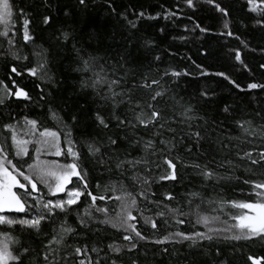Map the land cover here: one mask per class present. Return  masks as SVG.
Wrapping results in <instances>:
<instances>
[{
	"label": "snow or ice",
	"instance_id": "1",
	"mask_svg": "<svg viewBox=\"0 0 264 264\" xmlns=\"http://www.w3.org/2000/svg\"><path fill=\"white\" fill-rule=\"evenodd\" d=\"M95 2L55 0L54 5L53 0H41L45 9L41 13V32L47 31L53 22V6L68 23V27L57 29L54 40L48 42L38 41L32 30L37 26L30 9L15 4V0H0V25H4L0 36L8 37L14 19L22 20L23 45L17 46L14 39L17 33L12 32L13 38L7 40V54L14 61L28 62L23 68H10L11 89L0 81V109H11L13 99L27 102L25 107L28 104L49 105V118L62 121L64 118L51 106L49 97L57 98V92L64 89V82L57 80L56 74H64L65 60L70 62L69 70L75 73L71 78L79 84V91L75 85L71 91L84 98L75 102L64 100L67 117L72 123H65L62 133L42 126L34 118L25 116L21 121L11 112L8 121L0 126V135L7 134L0 142V234H3L0 264H69L70 261L71 264H165L163 258L171 264H233V259L226 254L228 248L235 254V245L240 242L264 243V182L244 179L245 184L257 190L260 199L227 202L232 209L241 210L239 214L225 212V202L220 198L213 199L209 189L216 193L217 188L231 183L234 177L239 181L241 168L264 166V151H260L258 157L252 151L233 153V134L222 132L220 125L231 118L242 135L257 136L259 133L264 139V100L253 101L256 105L252 108L254 118L237 119L232 106L226 105L222 110L223 120L209 119L200 112L198 105L170 95L175 91L170 84L176 81H170L169 77L179 78L189 73L161 70V56L152 54L154 42L145 40L141 46L137 37L139 21L158 19V16H146L141 11L134 12L133 19L117 13L111 0H105L107 9H111L109 15L118 17L109 30L108 25L100 27L93 19ZM206 2L223 17L230 16L216 0ZM185 3L190 9L196 7L195 0H185ZM246 6L249 13L258 17L255 24L264 28V0H247ZM174 15L167 12L164 18ZM195 28L201 33L210 31L200 24ZM223 28L229 29L227 20L223 22ZM227 35L233 33L229 30ZM26 45L32 46L31 56L21 55L22 50L26 51ZM235 60L243 64L240 51H236ZM25 74L40 81L34 85L38 89L35 100L33 93L14 79L23 78ZM200 74L208 75L203 69ZM213 75L222 76L240 91L264 90V83L252 82L243 89L225 73ZM45 85L50 86L48 91H45ZM52 87L57 92L51 91ZM89 96L92 97L91 104H88ZM199 97L204 101L210 99L206 90L200 91ZM81 125L84 131L80 139H76L73 129ZM29 145H35L31 163L25 159L31 158ZM45 154L65 156L67 160L65 163L43 161L41 156ZM184 156L189 159L185 161ZM193 156L195 159H191ZM164 165L166 168L161 171ZM181 166L192 170L191 175L196 177L195 184L199 187L186 188L182 197L168 192L164 193L163 200L154 199L157 193L153 184L179 183ZM93 171H99L101 176L106 174L110 181L103 184L98 181L97 192L103 189L104 192L119 191L122 194L112 197L94 194L88 180ZM37 180L47 188V194L38 189ZM70 184L74 186L69 188ZM108 199L121 202L114 216L109 214L107 207L97 203ZM141 200L156 205L154 216L165 223L170 214L173 217L190 215L191 206L201 209L205 202L212 205V211L224 212L235 223L222 228L208 227L213 222H225L220 221L219 216L209 217L196 211V224L205 227V231H172L162 239L150 240L136 223H132L138 220L134 215L138 212L145 225H150L154 231L159 228L157 219L144 215V208L139 205ZM165 201L176 203L166 204ZM185 203L190 207L189 213L183 210ZM174 222L184 224L186 221L175 219ZM5 228L34 236L42 247L23 243L5 232ZM48 228L51 229L50 236ZM109 228L122 233L121 238L126 243L113 241L101 246V233ZM90 235L98 238L91 247L88 246ZM81 237L85 239L83 246H79ZM12 243L16 244L15 248ZM143 244L165 247L153 248L152 261H148L149 251ZM169 244L173 245L172 249L167 247ZM89 253L94 254L95 259ZM157 254L161 259H156ZM73 256L82 258L73 260ZM247 259L251 264H261V260L252 255Z\"/></svg>",
	"mask_w": 264,
	"mask_h": 264
},
{
	"label": "trees",
	"instance_id": "2",
	"mask_svg": "<svg viewBox=\"0 0 264 264\" xmlns=\"http://www.w3.org/2000/svg\"><path fill=\"white\" fill-rule=\"evenodd\" d=\"M115 10L120 14H127L130 18L135 19L133 13H139L143 11L146 16H158V19H141L139 21V30L137 37L141 42L150 40L154 42L153 55L161 56L160 69H169L179 71L181 73L187 72L189 75H182L179 78L169 77V80H175V83L170 84V87L174 89V93L170 95H176L183 97L185 101H191L193 104L198 105L201 113L205 114L209 119L213 117L217 121L223 120V108L226 105H231L237 119H251L254 118L252 108L256 105L253 103L257 98L264 100V90H253L252 92L240 91L238 88L233 87L227 80H224L222 76L213 75L214 73H225L232 80L236 81L241 88L247 89V85L252 82L264 83V68L261 65L264 64V28L255 24V20L258 18L253 13L247 11V0H216L222 7L226 8L230 16L223 17V15L215 10V7L207 3L206 0H195V9L187 7L185 0H111ZM15 4L21 5L26 9H30L34 24L37 26L32 30L36 32L38 41L54 40V33L57 29L62 27H68L66 18L62 14L58 13L55 6L52 7L51 11L53 14V22L47 31L41 32L39 26L42 24L41 13L45 12L42 7L41 0H15ZM55 5V0H53ZM95 11L92 13L93 19L100 26H109L116 24L117 18L109 15L111 9H107L105 0H96L94 5ZM18 11V10H17ZM167 12L175 13L174 16L165 19L164 16ZM227 20L229 22V29L223 28V22ZM196 24L210 29L209 32L201 33L198 28H195ZM13 27L9 32L8 37L0 36V81H3L5 85L12 88V80L8 79L10 68L17 66L23 68L28 62H18L11 59L7 54L9 45L7 40L12 37V32H16L17 35L14 37L17 46L23 45V32H22V20L14 19ZM164 31L161 32L160 29ZM187 29V31H185ZM195 29V30H194ZM231 31L232 36H228L227 32ZM2 32V30H0ZM220 32H224L225 35H219ZM238 37V38H237ZM242 41L244 43H242ZM247 45V47L245 46ZM25 50L21 51V55L31 56L32 46H24ZM236 51L241 52V58L243 64L238 63L235 60ZM66 55V54H65ZM35 62L33 58V63ZM200 65L201 67H197ZM245 65L247 67H245ZM70 62L65 60L63 62V72H57L56 79L64 82V89L57 92L55 87L51 88V91L57 92V98L53 99L51 96V106L54 107L59 115L64 119L62 121H54L49 118L48 107L49 105H37L28 104L27 102H17L14 99L10 101L12 104L11 109H0V126L8 121V113L19 118L21 121L25 116L28 118H34L40 122L44 127H48L52 131H64L65 123L71 125V119L67 117V108L64 107V100H71L73 102L77 100H83L81 96H77L72 93L71 89L75 85L79 91L78 81H74L71 77L75 75L70 70ZM201 69L207 72L208 75H201ZM153 73L156 69L153 68ZM14 79L26 88L29 92L33 93V99H37L36 93L38 89L35 88V84L40 83L38 80H33L31 77L25 76L14 77ZM49 85H45V91H48ZM14 90V89H13ZM206 90L209 94L210 99L204 101L199 97V92ZM141 92L144 90L141 89ZM259 93V96H257ZM88 104H91L92 97L87 98ZM19 103V107L17 104ZM93 108L96 105H92ZM62 109V110H61ZM15 123V121H12ZM222 132L232 133V152L235 153L237 150L252 151L254 155L258 157L260 151H264V139H261L259 133L257 136L242 135L240 130L236 128L235 122L229 118L223 121L220 125ZM40 130H43L42 128ZM91 130V129H89ZM84 131L83 126L74 128L73 135L76 139H80L81 132ZM3 134L0 135V142H3ZM239 136V139H236ZM222 139L225 137H221ZM10 144V141H8ZM30 151V157H26L29 163L32 162V154ZM65 160L67 158L63 156ZM183 159L187 161L189 157L184 156ZM195 159V156L191 157ZM64 160V161H65ZM162 163V161H161ZM247 163V162H245ZM166 168L164 165L161 169ZM192 170L180 167L181 181L173 185V182H161L154 183L153 188L157 195L154 199L163 200L164 193H174L177 197H182L185 193L186 188H198L199 185L195 184L196 177L191 175ZM239 181L233 178L231 183H225L223 187L216 189V193H213L209 189V195L213 199L220 198L225 202V212L229 214H239V209H232L227 202H256L260 199L256 195V191L251 188L249 184H245L244 179L255 182H264V166H251L250 168H241L239 170ZM158 179V177H156ZM75 181V178H73ZM89 183L92 185V191L94 194H104L107 197L114 195H121L122 193L117 191L104 192L101 189L99 192L96 190V183L110 182L108 176L105 174L101 176L99 171H93L91 176L88 177ZM74 185L70 184L68 187L72 188ZM38 189H41L43 193L47 194V188L41 184H37ZM135 194V193H134ZM58 197H48V199H57ZM84 199V198H82ZM101 207H107L110 215H115L116 211L119 210L120 201L114 199H108L107 201H97ZM166 204H173L176 202L165 201ZM141 208H144V215L151 216L157 219L159 224L158 230L151 229L150 225H145L143 217L140 213L134 212L137 215L138 220L133 221L136 223L137 228L143 232L149 239L163 238L172 231H185L188 233L194 231H205L206 228L196 224V211H200L202 215L209 217L219 216L220 221L210 223L208 227H226L228 224L235 223V221L229 218V215H225L224 212L212 211V205L205 204L201 209H196L195 205L191 206L190 215L175 216L171 214L168 216V223H165L163 219L154 216V212L157 208L156 205L146 204L144 201H139ZM184 212L189 213L190 207L185 203ZM15 215V214H12ZM72 219L75 220V214ZM175 219H184V224H176ZM49 236L51 235V229H47ZM5 232L11 236L21 239L23 243L31 247H42L40 240L34 236L29 237L27 234L21 235L19 231H14L9 228L4 229ZM103 243L117 241L121 244L126 243L122 240V233L116 232L114 229H106L101 233ZM0 239H3V234H0ZM88 246L91 247L92 243L97 241L95 235L89 236ZM85 239L83 237L79 240V246H83ZM143 243V242H141ZM222 243V242H221ZM76 246V245H74ZM144 248L148 249V261H152L151 250L159 247L163 248L165 245H152L143 244ZM12 247L15 248L16 244L12 243ZM169 249L173 248V245H167ZM176 248H181V245H175ZM235 254H233L231 248H228L226 254L233 259V264H251V261L247 259L248 255L260 259L261 264H264V243L261 242H240L239 245H235ZM90 256L95 259V255L89 253ZM82 257L73 256V260H79ZM143 252H141V259L143 260ZM127 259V256L125 257ZM157 260L161 259L159 254L156 257ZM165 264H171L167 258H163ZM71 264V261L69 262Z\"/></svg>",
	"mask_w": 264,
	"mask_h": 264
},
{
	"label": "rangeland",
	"instance_id": "3",
	"mask_svg": "<svg viewBox=\"0 0 264 264\" xmlns=\"http://www.w3.org/2000/svg\"><path fill=\"white\" fill-rule=\"evenodd\" d=\"M0 30L4 31V25H0ZM29 150H31L32 160H33L35 157V145H29ZM41 160L48 161V162H57V163H65L66 162V160L64 159L63 156L56 157L54 155H46V154L41 156ZM36 182H37V184H41L38 180ZM41 185H43V184H41ZM60 195H63V194H60ZM240 212H241V210H240Z\"/></svg>",
	"mask_w": 264,
	"mask_h": 264
}]
</instances>
